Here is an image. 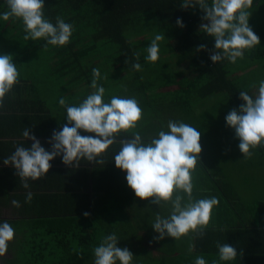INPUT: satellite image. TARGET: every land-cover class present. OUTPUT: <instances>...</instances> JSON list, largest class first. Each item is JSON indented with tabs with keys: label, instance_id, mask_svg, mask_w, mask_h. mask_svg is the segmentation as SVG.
<instances>
[{
	"label": "trees",
	"instance_id": "16d2710c",
	"mask_svg": "<svg viewBox=\"0 0 264 264\" xmlns=\"http://www.w3.org/2000/svg\"><path fill=\"white\" fill-rule=\"evenodd\" d=\"M182 3L183 0H44L46 18L55 24L56 17L60 16L73 25L70 43L63 47L49 45L45 48L44 39L25 41L20 19L0 18V55H11L20 72L19 83L0 109V203L10 206L17 200L21 205L12 206L18 218H0V223L7 221L15 229L7 251L10 257L4 264H94L93 249L104 236L112 233L119 238L117 247L127 248L133 254V264H142L136 260L138 250L135 251L142 238L139 216L136 209L126 214L120 198L111 191L118 187L122 177L114 162L121 147L119 142L103 154L105 164L82 160L79 167L73 168L62 162V155L57 156L50 162L52 167L44 178L29 181V189L21 186L15 169L3 161L16 146L31 147L33 141L22 136L25 128L45 150L51 151L48 141L53 131H60L67 123V118L55 121L45 101L34 96V59L39 60L42 51H51L46 76L52 74L60 78L63 85L79 94L80 101L90 94L92 70L105 67L110 73L109 80L118 85L119 96L141 95L143 112L149 111L151 106L162 107L163 102L177 104L179 99L181 108H190L193 99L201 105L204 99L220 93L228 97L231 106L240 108L244 102L239 92L247 91L251 95V89L240 88L231 73L238 63H244L247 68L264 57V0H253L249 9L248 22L259 36L260 44L246 50L244 58L235 64L227 59L211 61L214 38L200 29L202 23H208L201 19L204 12L199 5L181 8ZM7 10L5 0H0V14ZM178 18L184 27L177 25ZM141 26L146 28L142 30ZM158 33L165 36L160 48L164 50L167 43L178 58L174 71H168L169 64L161 62L164 57H160L155 66L146 60V49ZM200 45L205 47L197 51ZM108 47L109 53H104L103 49ZM136 52L140 53L139 61L134 57ZM165 54L171 56V51ZM137 62L142 66L141 71L133 70L132 65ZM161 68L164 70L156 72ZM155 132L147 127V133L151 134L143 136ZM80 135L95 134L81 130ZM131 138L130 132H121L117 140ZM208 177L209 181L202 179L207 196L218 197L220 204L222 199L216 195L219 193L232 211L238 210V199L225 194L212 174ZM28 191L34 194L30 203L25 202ZM263 203L257 199L246 207L247 213L255 217L253 226L241 221L231 224V216L222 213L212 215L214 220H219L209 224L202 238L189 236L186 239L185 236L174 241V248L168 247L165 241L156 243L148 239L152 247L147 264H195L196 257L201 255L207 264H212L219 259L218 243L229 244L237 252L235 260L220 264H264V240L257 236L264 225ZM85 212L89 213L87 217L83 215Z\"/></svg>",
	"mask_w": 264,
	"mask_h": 264
},
{
	"label": "clouds",
	"instance_id": "9594fccd",
	"mask_svg": "<svg viewBox=\"0 0 264 264\" xmlns=\"http://www.w3.org/2000/svg\"><path fill=\"white\" fill-rule=\"evenodd\" d=\"M7 11L0 18L20 19L24 25V40L44 39L47 46H66L70 43L74 28L71 23L57 16L55 24L45 17L44 0H5ZM253 0H183L181 8L199 5L204 12L202 20L208 23L200 25L201 31L214 38V53L210 56L213 63L227 59L235 64L244 58L246 50L260 44V38L249 25ZM184 27L181 19L176 21ZM165 40L163 33L154 36L147 47L146 60L155 63L159 60L160 42ZM200 45L197 51L203 50ZM139 61L140 53H134ZM127 61H125L126 63ZM134 71H141L140 63L132 65ZM90 88L93 90L78 105L68 104L61 97L59 106L66 111L67 123L60 131H53L48 143L51 151L45 150L27 128L22 136L33 141L31 147L19 145L4 159L5 165H11L21 180V186L29 189V181L44 178L51 169V161L62 155L66 166L79 167L82 160L95 164H105L103 154L117 142L120 150L114 156L115 166L126 172V182L135 196L141 200L149 198L151 202L162 206L170 204L167 217L156 214L152 227L159 233L154 239H163L165 235L180 240L185 236L203 237L209 226L213 210L219 204L218 197L196 198L193 173L200 165L201 133L197 128L182 121L169 120L167 131L161 130L149 139L137 129L143 120V109L135 97L111 96L105 102L106 89L98 83L102 77L98 68L92 70ZM20 72L9 54L0 55V109L5 106L6 97L19 83ZM256 88V85H252ZM126 91V89H125ZM239 98L244 102L239 111L232 109L225 117L226 125L235 130L239 139L238 148L243 158L250 159L253 149L264 147V79L258 83L253 95L240 91ZM95 135L82 136L80 131ZM121 132L131 133V139L117 140ZM33 193H26L25 202L30 203ZM13 207L19 208L20 202L13 200ZM2 208V207H1ZM85 217L89 213H83ZM15 229L7 221L0 223V257L8 251L9 242L14 239ZM118 236L115 233L104 236L93 249L94 264H133V254L127 248L117 247ZM218 261L212 264L236 259V249L229 244H217ZM192 245L189 244V251ZM242 255V253H241ZM195 264H207L204 257L197 256Z\"/></svg>",
	"mask_w": 264,
	"mask_h": 264
},
{
	"label": "rangeland",
	"instance_id": "374dc122",
	"mask_svg": "<svg viewBox=\"0 0 264 264\" xmlns=\"http://www.w3.org/2000/svg\"><path fill=\"white\" fill-rule=\"evenodd\" d=\"M140 28L143 30L146 27L141 26ZM109 50L108 47L103 49V52L109 53ZM169 50L171 51V56L165 54ZM50 53L51 51L47 53L46 51H42L39 60L37 58L34 59V71L32 73L34 74L33 84L36 87L34 96H38L44 100L53 114V119L57 122H61L66 119V111L59 106V99L64 97L68 104L76 105L82 102V100L80 101V99L77 98L79 94L76 95V91L72 92L67 88V85H63L60 78H56L52 74H49V77L46 76V73H48L47 62L52 59ZM160 57H164L161 61L162 63L169 64L168 71H174L177 68L176 63H178V58L174 50L172 48L170 49L167 43L164 50L160 48L159 58ZM150 64L155 66L157 62H151ZM244 65V63H238L231 73V78L240 88L245 90L251 89V95H253L258 88L259 81L264 79V57L255 60L250 67L245 68ZM104 69L105 67H102V70L99 68L100 73H104V75L101 76L108 78L101 79L98 83L106 89L104 100L108 102L111 96H119L116 93L118 85L109 80L110 73ZM163 70L164 69L161 68L156 70V72H161ZM254 84L256 88L252 87ZM92 91L91 89L88 92L91 93ZM123 97H135L142 108L143 102L140 94H124ZM177 102V104L173 105L163 102L162 107L151 106L149 111L143 112V120L140 122V126L137 130L144 135H150L151 133H147V127L154 131L156 130L155 133H157L163 126V130L167 131V122L169 120L182 121L197 128L201 133L200 145L202 151L199 154L200 165L197 166L196 171L193 173V182L196 185L193 193L194 196L198 199L210 198V194L207 196L208 191H205L206 186L204 187V185H202V179L206 178V181H209L208 176L212 174L214 179L218 180L221 188L225 190V194L231 198L235 197V199H238L240 202H237L239 205L238 210L235 209L236 211H232L231 208L227 206L224 197L218 193L216 195H220V199H222V201L220 200V205H225V208L223 212L222 210L214 208L213 215L216 217L217 214L221 215L225 213L231 216L229 221L231 224L245 221L248 212L246 207L253 204L258 198H264V147L253 149L252 151L254 154L252 158H243V154L238 148L239 139L235 136V130L227 126L225 120V117L232 109L239 111V108L231 106L225 94L220 93L210 96L204 99L201 105H198L197 99H193L190 102V108H181L179 106L182 103L181 99ZM120 174L122 177L118 180V187L113 188L111 191L112 194L120 198L121 203L127 209L126 214H131L133 210L136 209L134 211L139 216L138 225L140 224L142 228L141 234H139L142 238L135 247V251L138 250V257L136 260H138L139 263L147 264L150 262L147 258L151 254L150 248L152 247L148 242L152 239L155 240L156 243L159 240H161V242L165 241L169 243L168 247L174 248L175 240L167 235H165L163 239H154L159 236V233L155 232L152 227L156 214L167 217L170 213L171 205L163 204L159 206L151 202L152 198L146 200L137 198L134 192L128 187L126 179L124 178L126 172L121 170ZM0 204H2V209L0 208L1 218L18 217V214L12 207V203H8L10 206H4L3 203ZM118 214L120 215L119 212ZM213 220L214 218L211 219L210 224ZM188 238L189 236H186V239ZM13 244L15 247L17 246L16 242ZM8 257H10L8 252L0 257V264H4L5 262V259L3 261L2 258Z\"/></svg>",
	"mask_w": 264,
	"mask_h": 264
},
{
	"label": "crops",
	"instance_id": "0c3cea01",
	"mask_svg": "<svg viewBox=\"0 0 264 264\" xmlns=\"http://www.w3.org/2000/svg\"><path fill=\"white\" fill-rule=\"evenodd\" d=\"M30 133V132H29ZM155 134H157V133H154V134H152L151 136H147V137H144L146 140L147 139H149V138H151V137H153V135H155ZM258 200H261V201H264V198H258ZM227 204V206L229 207V205H228V203H226ZM264 204V203H263ZM224 208H225V205H218L217 206V210H222V212H223V210H224ZM262 214L264 215V206L262 207ZM1 218V217H0ZM14 218H18L17 216L16 217H14ZM3 219H13V218H3ZM216 219H218V218H216ZM216 219L215 220H213V222L212 223H214V222H217L216 221ZM254 219H255V217H253L251 214H249V213H247V216H246V220L245 221H241V222H245V223H247V224H249V225H252V224H255L256 222H254ZM219 220V219H218ZM238 223H240V222H238ZM237 223V224H238ZM253 226V225H252ZM263 228H262V230H260V231H257V236H262V238H263V240H264V225L262 226ZM254 234H256V233H254ZM4 259H6V258H2V260L4 261ZM245 263V262H244ZM243 263V264H244Z\"/></svg>",
	"mask_w": 264,
	"mask_h": 264
},
{
	"label": "flooded vegetation",
	"instance_id": "af4514ba",
	"mask_svg": "<svg viewBox=\"0 0 264 264\" xmlns=\"http://www.w3.org/2000/svg\"><path fill=\"white\" fill-rule=\"evenodd\" d=\"M5 209H7L6 207H4ZM2 209V208H1Z\"/></svg>",
	"mask_w": 264,
	"mask_h": 264
}]
</instances>
